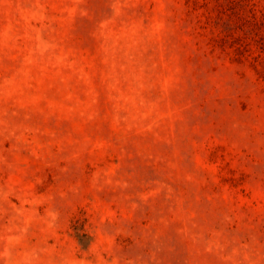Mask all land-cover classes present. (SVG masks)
I'll list each match as a JSON object with an SVG mask.
<instances>
[{
	"label": "rangeland",
	"instance_id": "obj_1",
	"mask_svg": "<svg viewBox=\"0 0 264 264\" xmlns=\"http://www.w3.org/2000/svg\"><path fill=\"white\" fill-rule=\"evenodd\" d=\"M0 264H264V0H0Z\"/></svg>",
	"mask_w": 264,
	"mask_h": 264
}]
</instances>
